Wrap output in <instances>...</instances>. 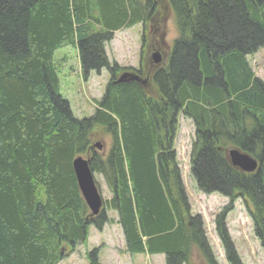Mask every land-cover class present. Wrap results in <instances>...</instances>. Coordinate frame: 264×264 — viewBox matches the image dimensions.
Returning <instances> with one entry per match:
<instances>
[{"label":"trees","instance_id":"obj_1","mask_svg":"<svg viewBox=\"0 0 264 264\" xmlns=\"http://www.w3.org/2000/svg\"><path fill=\"white\" fill-rule=\"evenodd\" d=\"M170 2L181 36L154 75L160 98L113 79L95 113L79 119L60 93L55 51L78 46L85 78L103 66L114 77L120 68L109 65L104 43L144 21L151 0H0V264H58L91 225L112 221L106 211L91 216L80 193L72 163L88 150L92 170L112 188L106 207L118 212L128 252L194 264L197 247L206 264H218L173 150L180 112L196 128L199 191L231 199L215 220L227 259L242 264L225 221L238 195L253 206L264 244V82L247 59L264 48V0ZM96 126L113 136L106 156L90 149ZM225 143L255 157L258 171L234 170L218 149ZM99 250L88 252L89 264H102Z\"/></svg>","mask_w":264,"mask_h":264},{"label":"rangeland","instance_id":"obj_2","mask_svg":"<svg viewBox=\"0 0 264 264\" xmlns=\"http://www.w3.org/2000/svg\"><path fill=\"white\" fill-rule=\"evenodd\" d=\"M160 10L161 12L166 11V8ZM143 34L147 40L146 42H143ZM151 35L153 36L152 39ZM180 36L176 18L173 12L170 11L168 18L159 22L158 28L153 32L149 20L146 22L145 31L144 25L139 23L115 32L111 41L105 45L104 52L111 64L116 62L121 67L133 66L136 69L139 67L142 69L141 58H144L148 48L149 55L156 52V48H160L158 53L164 55L170 51L173 43ZM157 40L159 41L157 42ZM141 46L144 48L143 53H141ZM248 60L254 74L264 82V48L249 55ZM54 63L60 79L61 95L70 103L73 114L78 118L92 116L97 109V103L104 95L107 82L110 80L108 71L103 69L98 73L100 71L98 69L90 70L91 74L85 78L79 51L74 45H65L59 48L54 53ZM177 122L173 150L176 153L184 193L189 202L191 213L192 215H201L203 230L207 236L205 237L219 264H231L225 258L224 245L214 230L215 218L230 205V201L218 192L205 194L197 189L196 180L191 175L190 166V149L195 126L192 120L186 118L182 113L178 115ZM110 134L109 127L96 126L91 134L90 146H93L92 148L97 151L95 144L100 143L103 149H101L102 152L99 151L98 153L101 155L106 154L112 146ZM95 178L99 184L103 200H111L113 198L112 188L104 174L95 173ZM40 196H43V191L40 192ZM232 208V210L225 213L226 230L240 261L243 264H264V244L254 233L253 218L244 200L242 198L236 199ZM106 213L112 221L104 224L101 230L90 227L92 229L89 241L87 240L82 245L78 244L75 250L70 252L69 257L58 264H89L88 252L96 246L100 249L99 260L102 264H165L161 255H134L124 252L126 251L125 238L121 225L118 223V212L106 207ZM198 252L199 248L193 247V261L195 264H206L205 261L199 258Z\"/></svg>","mask_w":264,"mask_h":264},{"label":"water","instance_id":"obj_3","mask_svg":"<svg viewBox=\"0 0 264 264\" xmlns=\"http://www.w3.org/2000/svg\"><path fill=\"white\" fill-rule=\"evenodd\" d=\"M154 60L156 62H160L159 54L154 56ZM130 81H136L142 86L145 84L144 79L129 72L121 74L116 83ZM229 156L232 165L238 167L244 172H253L257 169V161L248 154L241 153L239 150L233 149L229 151ZM72 166L79 190L91 211V215H98L103 208V199L95 183L93 175L94 172L90 167L89 161L82 156H78L73 160Z\"/></svg>","mask_w":264,"mask_h":264},{"label":"flooded vegetation","instance_id":"obj_4","mask_svg":"<svg viewBox=\"0 0 264 264\" xmlns=\"http://www.w3.org/2000/svg\"><path fill=\"white\" fill-rule=\"evenodd\" d=\"M158 16H156L155 18H157ZM151 59V58H150ZM148 60V58H146V61ZM149 64V62H148ZM146 63V65L144 67H146L144 69V72L146 73L145 74V89L147 92H154V87H153V84L151 82V78H152V75L154 73V71L156 70L154 66H158L157 64H154L150 61V64L148 65ZM139 73H141V70H137ZM237 171V170H236Z\"/></svg>","mask_w":264,"mask_h":264},{"label":"crops","instance_id":"obj_5","mask_svg":"<svg viewBox=\"0 0 264 264\" xmlns=\"http://www.w3.org/2000/svg\"><path fill=\"white\" fill-rule=\"evenodd\" d=\"M156 256V255H155Z\"/></svg>","mask_w":264,"mask_h":264}]
</instances>
